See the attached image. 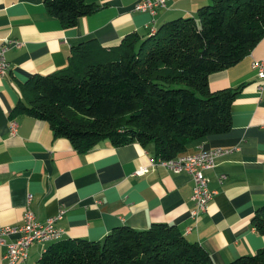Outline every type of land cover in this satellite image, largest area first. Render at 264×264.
Instances as JSON below:
<instances>
[{
  "label": "crops",
  "instance_id": "crops-1",
  "mask_svg": "<svg viewBox=\"0 0 264 264\" xmlns=\"http://www.w3.org/2000/svg\"><path fill=\"white\" fill-rule=\"evenodd\" d=\"M136 1L94 0L93 11L62 26L41 0H0V40L20 41L5 51L9 68L0 75V227L20 221L29 195L28 207L38 220L54 214L60 204L65 207L56 222L65 237L98 239L114 225L145 228L166 222L197 241L214 264L252 253L264 242V234L250 221L264 202V83L257 87L251 61L264 59V35L236 62L207 74L210 90L242 85L230 103L228 130L192 139L180 151L234 147L204 170L216 192L194 218L189 215V176L150 164V148L137 141L112 144L102 139L77 152L67 138L53 135L45 120L9 114L18 99L29 96L25 80L62 68L70 47L80 40L92 37L102 46L113 45L126 32L145 33L168 18L194 14L209 0H167L151 22L146 11L132 8ZM10 117L16 124L12 134ZM140 165L146 171L134 174ZM45 244L32 243L26 258L15 264H37ZM3 249L0 245V264Z\"/></svg>",
  "mask_w": 264,
  "mask_h": 264
},
{
  "label": "trees",
  "instance_id": "trees-1",
  "mask_svg": "<svg viewBox=\"0 0 264 264\" xmlns=\"http://www.w3.org/2000/svg\"><path fill=\"white\" fill-rule=\"evenodd\" d=\"M62 26L96 8L94 0H41ZM264 35V0H209L194 14L168 18L145 33H124L102 46L72 45L62 68L31 74L29 96L9 114L45 120L53 135L84 152L106 139L137 141L152 156L172 157L187 142L230 127V103L242 84L210 90L207 74L233 64ZM264 234V202L250 217ZM37 264H214L172 223H122L101 238L61 237ZM222 264H264V242Z\"/></svg>",
  "mask_w": 264,
  "mask_h": 264
},
{
  "label": "built area",
  "instance_id": "built-area-1",
  "mask_svg": "<svg viewBox=\"0 0 264 264\" xmlns=\"http://www.w3.org/2000/svg\"><path fill=\"white\" fill-rule=\"evenodd\" d=\"M167 0H138L133 4V9L146 11L150 15V22L158 8L164 7ZM153 26H149L152 30ZM20 41L12 37H3L0 40V75L6 74L9 62L5 57V51L10 46H18ZM251 67L254 69L259 81L257 87L261 88L264 83V59H253ZM15 121L8 118V130L12 134L15 131ZM261 126L264 128V122ZM234 147L212 146L199 148L192 152H179L172 157L162 158L152 156L149 158L150 164H159L173 172H184L191 180V191L189 199L192 203L189 215L194 218L199 212L204 211L207 202L216 192L215 188L209 187L208 179L204 175V170L211 167L214 158L218 155L231 151ZM146 165L138 166L133 173L141 174L146 171ZM219 177H223L222 174ZM29 195L26 197V204L18 223L4 224L0 227V245L4 247L1 258L3 264H15L26 258L29 246L34 242L47 243L63 237L64 230L56 222L65 211V207L60 204L55 213L47 216L43 220L35 218L32 210L28 207ZM189 228V227H187ZM9 234L13 238L7 239Z\"/></svg>",
  "mask_w": 264,
  "mask_h": 264
}]
</instances>
